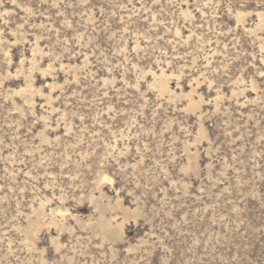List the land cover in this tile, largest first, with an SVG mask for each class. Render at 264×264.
Masks as SVG:
<instances>
[{
  "label": "rangeland",
  "instance_id": "1",
  "mask_svg": "<svg viewBox=\"0 0 264 264\" xmlns=\"http://www.w3.org/2000/svg\"><path fill=\"white\" fill-rule=\"evenodd\" d=\"M258 13L0 0V264H264Z\"/></svg>",
  "mask_w": 264,
  "mask_h": 264
},
{
  "label": "bare ground",
  "instance_id": "2",
  "mask_svg": "<svg viewBox=\"0 0 264 264\" xmlns=\"http://www.w3.org/2000/svg\"><path fill=\"white\" fill-rule=\"evenodd\" d=\"M242 14V13H240ZM258 17H259V22L257 23L256 29H261L262 26H264V15L262 13H258ZM35 66V64L33 62H31V67L33 68ZM166 73L163 70L160 74L159 80H158V84L160 86V88L162 90H169V84L167 82V80L165 79ZM195 102L191 99L190 104L193 105ZM201 134H203V131H201ZM101 227L103 230H110L111 229V224L110 223H102ZM120 228V227H119ZM114 229V228H113ZM118 229V228H117ZM123 230V229H122ZM117 231V230H116ZM118 232V231H117Z\"/></svg>",
  "mask_w": 264,
  "mask_h": 264
}]
</instances>
